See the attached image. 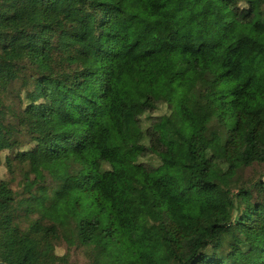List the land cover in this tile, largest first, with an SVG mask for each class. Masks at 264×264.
I'll list each match as a JSON object with an SVG mask.
<instances>
[{
  "label": "trees",
  "instance_id": "16d2710c",
  "mask_svg": "<svg viewBox=\"0 0 264 264\" xmlns=\"http://www.w3.org/2000/svg\"><path fill=\"white\" fill-rule=\"evenodd\" d=\"M0 261L264 264V0H0Z\"/></svg>",
  "mask_w": 264,
  "mask_h": 264
},
{
  "label": "rangeland",
  "instance_id": "374dc122",
  "mask_svg": "<svg viewBox=\"0 0 264 264\" xmlns=\"http://www.w3.org/2000/svg\"><path fill=\"white\" fill-rule=\"evenodd\" d=\"M179 0H171V2L173 3H177ZM128 73L131 76H136L138 78H140L143 82L147 81L148 78V73L146 68H134V67H128L127 69ZM137 100L141 101L142 100V96L141 95H137Z\"/></svg>",
  "mask_w": 264,
  "mask_h": 264
},
{
  "label": "water",
  "instance_id": "95a60500",
  "mask_svg": "<svg viewBox=\"0 0 264 264\" xmlns=\"http://www.w3.org/2000/svg\"><path fill=\"white\" fill-rule=\"evenodd\" d=\"M0 264H7V263L0 261Z\"/></svg>",
  "mask_w": 264,
  "mask_h": 264
}]
</instances>
